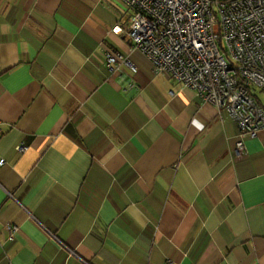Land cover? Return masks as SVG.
<instances>
[{
    "label": "crops",
    "instance_id": "obj_1",
    "mask_svg": "<svg viewBox=\"0 0 264 264\" xmlns=\"http://www.w3.org/2000/svg\"><path fill=\"white\" fill-rule=\"evenodd\" d=\"M128 13L0 0V264H264V128L238 158L236 124L153 70Z\"/></svg>",
    "mask_w": 264,
    "mask_h": 264
},
{
    "label": "built area",
    "instance_id": "obj_2",
    "mask_svg": "<svg viewBox=\"0 0 264 264\" xmlns=\"http://www.w3.org/2000/svg\"><path fill=\"white\" fill-rule=\"evenodd\" d=\"M120 1L129 12L125 39L155 72L192 90L236 124L234 151L242 159L244 139L264 128V104L254 93L264 92V0ZM102 58L111 70H135L126 56L106 47ZM26 148L14 146L18 153ZM5 229L12 240L17 226Z\"/></svg>",
    "mask_w": 264,
    "mask_h": 264
},
{
    "label": "rangeland",
    "instance_id": "obj_3",
    "mask_svg": "<svg viewBox=\"0 0 264 264\" xmlns=\"http://www.w3.org/2000/svg\"><path fill=\"white\" fill-rule=\"evenodd\" d=\"M254 93L257 95L260 103L264 104V92L255 90Z\"/></svg>",
    "mask_w": 264,
    "mask_h": 264
}]
</instances>
